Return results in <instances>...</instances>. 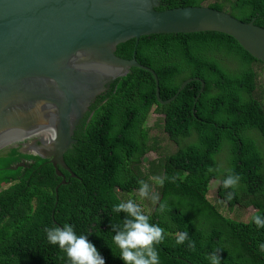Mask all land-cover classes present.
<instances>
[{
  "label": "trees",
  "instance_id": "trees-1",
  "mask_svg": "<svg viewBox=\"0 0 264 264\" xmlns=\"http://www.w3.org/2000/svg\"><path fill=\"white\" fill-rule=\"evenodd\" d=\"M187 5H207L264 28V0H161L156 8ZM133 50L139 63L156 72L162 100L186 79H198L165 104L157 101L149 71L132 66L110 82L76 125L63 156L74 176L59 167L64 184L49 159L18 147L0 152V186L8 184L0 189V264H68L43 231L65 223L97 247L105 264H124L111 239L127 217L112 211L118 197L141 204L148 222L164 230L154 245L159 264H212L213 255L219 264H264V227L252 220L264 218V148L243 133L253 128L264 139V63L218 31L142 35L136 45L134 38L119 43L115 54L128 59ZM152 108L164 115L147 126ZM241 127L231 152L222 151L225 139H234L232 132L238 135ZM166 136L170 142L163 144ZM171 142L177 148L169 154ZM148 152L154 158H145ZM21 159L32 162L12 170ZM228 174L239 175L235 187L222 186ZM151 176L167 178L152 188ZM213 178L218 185L212 201L207 193ZM140 180L150 185L149 212L138 196ZM161 203L165 208L158 211ZM236 205L255 210L247 221L221 210ZM180 232L187 237L177 244Z\"/></svg>",
  "mask_w": 264,
  "mask_h": 264
},
{
  "label": "water",
  "instance_id": "water-1",
  "mask_svg": "<svg viewBox=\"0 0 264 264\" xmlns=\"http://www.w3.org/2000/svg\"><path fill=\"white\" fill-rule=\"evenodd\" d=\"M160 1L0 0V152L18 147L47 158L64 184L59 167L74 176L63 156L76 125L110 82L132 66L149 71L157 101L165 104L198 79H186L162 100L156 72L137 61L135 50L128 59L115 54L128 39L136 45L142 35L218 31L264 63V28L253 19L245 22L207 5L158 10Z\"/></svg>",
  "mask_w": 264,
  "mask_h": 264
},
{
  "label": "clouds",
  "instance_id": "clouds-1",
  "mask_svg": "<svg viewBox=\"0 0 264 264\" xmlns=\"http://www.w3.org/2000/svg\"><path fill=\"white\" fill-rule=\"evenodd\" d=\"M222 128L225 130L232 129L227 126ZM241 130L242 127L239 128L238 135L235 131L232 132L234 139H225L222 151L227 146L231 147V144L236 143L237 138H235L234 133L239 138ZM208 171L211 172L212 169L209 168ZM166 178L164 176H151L149 179L156 185L163 186ZM238 180L239 175L228 174L223 179L222 186L224 188L235 187ZM138 183V196L142 199L148 195L150 185L144 180H140ZM227 198L231 199L232 194L228 193ZM157 199L158 193L154 192L151 201L155 203ZM117 200L118 202L112 205V211H123L127 214L120 230L115 231L111 237L113 244L119 249V258L124 264H159L158 252L154 245L159 244L164 239V230L157 224L148 222L149 216L142 212L141 204L134 202L131 198L122 200L118 197ZM164 208L165 204L161 203L158 211H163ZM252 220L256 227H264V218L260 215H254ZM113 228L115 229L116 225H113ZM43 231L48 243L56 245L66 254L68 264H105L104 256L97 247L88 241L84 234L77 235L71 224L65 223L63 227L45 226ZM186 237V232H180L176 235L175 242L182 244ZM259 248L264 252V243H260ZM211 259L212 264H219L218 257L213 255Z\"/></svg>",
  "mask_w": 264,
  "mask_h": 264
},
{
  "label": "rangeland",
  "instance_id": "rangeland-1",
  "mask_svg": "<svg viewBox=\"0 0 264 264\" xmlns=\"http://www.w3.org/2000/svg\"><path fill=\"white\" fill-rule=\"evenodd\" d=\"M163 115H164V113L162 112V110H160L158 108H152L149 112V115H148V118L146 121L147 126H151L155 122V120H157L158 116H163ZM151 133H154V130H152ZM164 134L165 133L163 132V135ZM187 139L191 140L192 137L190 138L189 136H187ZM169 142H170V140H168V138L166 136L163 144H166ZM176 148H177V145L175 143L171 142L169 144V147H168V152L175 151ZM217 185H218V179H216V178L211 179V181L209 183V189H208L207 197L212 201L214 200V198L216 196ZM7 186H8V184L2 183L0 186V189L5 188ZM143 199H144L143 202H147V199H145V197ZM150 209H152V207ZM221 210L223 213H225L226 215H228L232 218L239 219L242 221H247L255 209L251 206L246 207V208H242V207L236 205L232 209H230V207L224 206Z\"/></svg>",
  "mask_w": 264,
  "mask_h": 264
},
{
  "label": "flooded vegetation",
  "instance_id": "flooded-vegetation-1",
  "mask_svg": "<svg viewBox=\"0 0 264 264\" xmlns=\"http://www.w3.org/2000/svg\"><path fill=\"white\" fill-rule=\"evenodd\" d=\"M243 133H244V134L251 135L252 137H254V138L256 139V141L258 142V144H260V145L264 148V139L260 136V134H259L255 129H253V128H248V129H245V130L243 131ZM234 135L236 136L235 138L239 139L235 133H234ZM225 150L231 152V147H230V146H227ZM150 152H153V150H151ZM150 152L145 153L144 157L147 158V159H152L151 157L154 158V156H153L152 154H150ZM150 155H151V156H150ZM154 155H155V154H154ZM155 156H156V155H155ZM151 187H152V188H153V187H156V184H154V185L151 186ZM151 192H153V190H152ZM145 199H147V202H143V204H144L145 208L147 209V212H149V211L151 210L150 208H151L152 206H151L150 203H149V197L146 196Z\"/></svg>",
  "mask_w": 264,
  "mask_h": 264
}]
</instances>
